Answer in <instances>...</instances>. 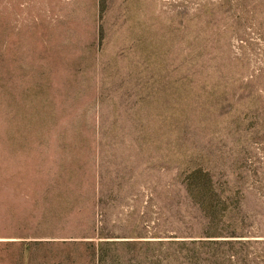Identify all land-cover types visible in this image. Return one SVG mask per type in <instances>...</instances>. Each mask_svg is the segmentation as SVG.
<instances>
[{"label":"rangeland","instance_id":"obj_1","mask_svg":"<svg viewBox=\"0 0 264 264\" xmlns=\"http://www.w3.org/2000/svg\"><path fill=\"white\" fill-rule=\"evenodd\" d=\"M0 264H264V0H0Z\"/></svg>","mask_w":264,"mask_h":264},{"label":"trees","instance_id":"obj_2","mask_svg":"<svg viewBox=\"0 0 264 264\" xmlns=\"http://www.w3.org/2000/svg\"><path fill=\"white\" fill-rule=\"evenodd\" d=\"M79 237H90V238H96L97 240H89V241H81V242H87L86 244L90 245L94 249V253H97V255H100V253L103 251L104 248L112 245L120 244L123 241H115V240H109L108 238L112 237L111 234L104 233V229H101L96 226L88 227V228H79L78 232L76 234ZM66 242V241H63ZM130 242V241H129ZM22 245L24 247L31 245L30 241H22Z\"/></svg>","mask_w":264,"mask_h":264}]
</instances>
